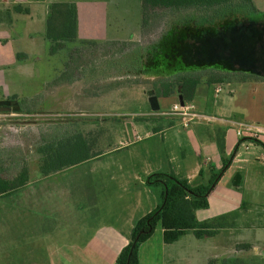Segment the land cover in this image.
<instances>
[{
    "label": "crops",
    "instance_id": "crops-1",
    "mask_svg": "<svg viewBox=\"0 0 264 264\" xmlns=\"http://www.w3.org/2000/svg\"><path fill=\"white\" fill-rule=\"evenodd\" d=\"M19 4L28 13H12L10 21L5 19L2 13ZM76 4L81 40L119 41L107 39L104 30L91 31L90 25H94V28L100 26L102 20L99 18L94 23H91L92 21L88 23L94 16L93 11L86 10L85 3L76 2ZM37 17L39 20L36 19ZM102 19L105 25L106 18L103 16ZM37 21L44 24L46 22V0H20L16 4L7 6L0 0V32H12L15 37L14 42L8 38L0 39V68L15 66L19 62L18 54L23 55L21 59L24 62L30 51H34L33 45L18 49L15 47V42L22 44L33 42L36 34L32 31V27ZM44 33L45 29L43 33L39 32L45 39ZM78 69L79 72L82 71L81 68ZM80 75L82 78L79 76L76 79H64L57 83L61 86L67 84L68 80L80 81V83L89 80L90 87H86L85 91L90 93L91 90L87 89H92V80L85 79L82 72ZM161 77L141 75L131 78L129 76L125 79L122 89L132 88L138 92L137 94L143 92V97L135 98L130 95L118 100L113 92L107 101L108 109L90 115L96 125L102 124L104 118L106 119L105 126H99L91 132H103L106 134L105 137H109V134H118V137L127 138V141L121 146L101 152L100 157L91 159V161L98 160L103 156L113 158L114 162L94 166V171L107 172L102 178L87 182L77 181L76 185H65L62 181L74 167L46 176V183L49 182L46 187L54 189L56 195L62 196L59 194L61 188L67 190V187H75L70 196L72 207L64 209L60 205L51 204L52 202L47 200L50 194H46V228L42 233L46 242L43 256L39 255L35 259L34 250H29V247L33 246L29 244L23 248L11 247L12 253L7 255V246L4 242H0V264H116L120 251L129 243L135 222L162 203L161 187L148 183V178L158 173L174 174L194 187L207 186L213 177L217 176L208 196L209 207L205 210L211 208V198L223 197L224 205L217 208L223 211L213 218L212 215L206 217V219L211 217L207 220L218 218L221 226L213 237L198 239L192 231H187L173 244L164 243L163 229L160 228V238L153 242L154 233L140 245V264H195L189 250L191 246L189 235L201 241L211 239L219 241L220 252L213 258L206 257L204 264H209L211 260L223 259L245 262L247 252L250 250H254L258 255V247L254 243H248L247 239L238 236L244 231L259 230L254 221L248 220L244 223L243 217L264 218V162L262 161L264 133L261 134L260 139L251 138L253 130L251 127L264 128V81H235L214 85L202 82L196 89L194 99L190 102L184 101L186 105L193 104L199 114V117L192 120L189 127L185 128L181 123L182 119L171 111L173 106L179 103V94L155 97L154 90L147 83L159 80ZM139 80L141 82L138 83ZM97 82L98 80L95 81L92 90L102 92L101 86H95ZM112 82L114 83V80H111ZM116 85L112 84L110 90L118 89ZM10 97L11 95H6L5 99ZM92 97L90 99H99V94H93ZM11 103L16 105V102ZM119 118L124 120L121 127L116 124L120 121ZM240 129L244 131L243 137L238 135ZM157 140L160 147L157 143L153 145V141ZM148 141H151L149 145L141 146V143L147 144ZM138 144L141 147L133 150L132 148ZM163 145L165 152L161 149ZM138 162L142 166V175L135 171ZM153 187L156 190H153ZM227 194L229 197H226ZM0 198L11 202V205L4 208L5 217L2 221L4 230L11 225V229H16L17 233L21 229L20 233L26 235L27 240H34L35 222L28 215L25 216L23 207L17 205L25 199L29 205L34 201L14 194ZM112 199L116 200L114 202L116 204H125L126 211L115 213V205L112 207L104 205L112 203ZM54 203L60 202L55 200ZM74 203L77 205L75 206ZM87 205L93 209L98 207L103 209L86 214L83 209ZM33 206H30L31 209ZM68 220L70 222H67ZM20 250L23 251L22 255L19 253ZM153 252L161 253L158 261L153 259Z\"/></svg>",
    "mask_w": 264,
    "mask_h": 264
},
{
    "label": "rangeland",
    "instance_id": "rangeland-1",
    "mask_svg": "<svg viewBox=\"0 0 264 264\" xmlns=\"http://www.w3.org/2000/svg\"><path fill=\"white\" fill-rule=\"evenodd\" d=\"M55 1L58 0H46V16L49 4ZM61 1L85 3L86 10L93 11L94 13V16L88 23L91 21V23H94L98 21L99 18L102 20L100 23L101 25L95 26V28L94 25L91 24V31L94 32L96 29L104 30L108 36L107 39L111 38L122 42L132 39L138 42V44L145 45L144 47L147 48L152 39L157 40L159 36L164 35V40L161 45H159L155 51L152 49L148 51L153 55H157L155 65L147 68L149 69L148 73H151V70L153 73L156 72L155 74H150L151 76H166L171 74L173 70L189 69L187 66L185 67V65H183L181 60L174 58L175 53H177V55H188L189 53L185 45L178 46L174 53L173 47L178 44V37L174 33L179 32L178 35L180 37L185 35L184 30L179 31L178 29H173L176 23L174 17H164L162 20L158 21L157 28H150L146 31V34L143 35L141 32V0ZM254 4L260 12H264V0H254ZM95 6H97V8ZM216 14L221 15L222 13ZM210 15L211 14H209V16ZM103 16L106 18L105 25L103 24ZM182 18H191V15ZM182 18H178L177 20ZM36 19L39 20V17ZM44 29V22L40 23L37 21L32 27V31L36 34L33 42L26 44L15 42V47L18 49H25L30 45L34 47V51H30V55L24 62H22L23 59H20L19 62L11 68H0V164L10 168L13 175L16 173L18 166L21 167L26 165L28 167L30 177L28 185L21 188L18 192H15L14 195L34 201L29 205L25 199L17 205L23 207L25 216L28 215L30 219L35 222L34 240H27V236L20 233L21 229H19L17 233L16 229H11V225H8V229L4 230V227H2V221L5 217L4 208L11 205V202L10 200L7 201L5 198H0V242H4L5 246H7V255L12 253L10 250L11 247L14 249L23 248L29 244L33 246L29 247V250H34L33 252L35 254L33 256L34 258L36 257L35 259H37L39 255L43 256L45 250L46 241L42 233L46 228V194H50L47 196V200L49 202L51 201V204L60 205L66 209V207H72L73 202H71L70 196L75 190V187H67V190L61 188L59 194L62 196H60L55 194L56 192L54 189H48V187H46L49 182L46 183V176H43L39 171L40 156L37 154V148L42 143L43 138L48 139L49 135L59 128L67 132L80 131L82 133H87L97 129L99 126H105L106 119L104 117H102L104 118L102 124L96 125L90 115H94L96 111H100V113H102L101 111H106L108 109L107 101L112 96L113 92L118 100L124 97H130V95L135 98H142L144 94L143 92L137 94L138 92L132 88L122 89V86L126 82L125 79H127V74L118 73L120 69L112 73L114 69L111 62L112 60L104 58L103 55L108 56V54L103 53L105 50H103L102 47L100 48L101 50H96V52L98 51L97 56L102 57L101 60L93 59L92 56H95L96 53L92 55V52L86 49H84L85 51L81 50V52L75 54L74 58L70 59L69 51L77 47V45L73 44H67L65 48L57 53L51 54L50 43L39 34V32L43 33ZM3 38H8L13 42V39H15L12 32H0V39ZM86 41L104 43L106 40L95 39ZM102 45H104V49H107L108 44L106 42ZM248 55H255V53L249 52ZM256 56L258 59L256 66L261 69L264 67V46H262ZM137 59L138 52L134 51L122 58L115 59V61L118 66L130 69L132 66L135 67ZM235 60L239 59H234L233 62H235ZM15 61L17 60L15 59ZM167 62L175 64L173 69L166 67L165 64ZM156 66L161 70L158 72L155 71ZM78 68L82 69L81 72H83V77L85 79L92 80V89L95 81L98 80L95 86H101L102 92H93L90 88L87 90H91V92H86L85 88L90 87L89 80H85L83 83H80V81L75 82V80L70 82L68 80V83L66 82L67 84H61V86H59L60 84L57 83L59 81L58 79L61 77L64 78L65 75L63 74L65 73L71 75L73 71L75 74H73L74 78L72 79H76L79 76L82 78L78 73ZM126 71L129 70L126 69ZM130 76L132 78L140 77V75L133 76L132 74H130ZM111 80H114V83H111ZM117 83L122 84L116 85ZM112 84H115L118 89L111 91L110 87ZM93 94H99V99H90L93 98ZM6 95H11V97L16 96V103L18 106L17 104L15 105L9 102L8 99H5ZM19 107L23 111L22 113L17 112ZM5 108H8L10 111L8 112ZM123 123L124 120L120 119L116 124L121 127ZM105 135L106 134H103V132L96 133L95 136H97V141L92 149L94 152L108 151L111 147L121 146L127 141V138L118 137V134H109V137H105ZM150 142L151 141H148L147 144L141 143V146L149 145ZM155 143L160 147L158 140L156 142L153 141V145H155ZM141 146L138 144L132 149L138 150ZM164 148L165 146L163 145L161 149L164 151ZM126 155L128 154L126 153ZM110 162H114L112 157L103 156L98 160H90L85 164L81 163L76 167L74 166V169L68 173L62 183L65 185H76L79 181L87 182L92 179L102 178L107 172L94 171V166L105 165ZM135 171L137 174L141 173L142 175L143 173L142 166H140L139 162L138 166H135ZM153 190H156V188L153 187ZM226 197H229V195L227 194ZM222 198L223 197H220V199H218L217 197H213L211 198L212 203L209 210L199 209L196 211V216L200 222L202 221L203 223V221L211 218L209 217L206 219L209 215H212L213 218L223 211L217 209L218 206L222 207L224 205V200ZM55 200L60 203H54ZM217 200H220V202H217ZM111 202L110 204L104 205H108V207L115 205V213L126 211L125 204H116L114 203L116 202L114 199H112ZM31 205H34L32 209L30 207ZM74 205L76 206L77 204L74 203ZM102 209L103 207L93 209L90 205H87L83 211L86 214H92L94 211H102ZM215 219L207 220L206 223H209L210 226L213 224L217 226L220 221L219 219ZM248 220L249 222L254 221L259 230L244 231V233H240L238 237L247 239L248 243H254L258 247V255L255 254L254 250H250L247 252L249 256L247 255L244 261L246 264H264V257L261 256L264 255V218H257L256 216H253L252 219H247V217L242 218L244 223H247ZM7 222H9V219H7ZM67 222H70V220ZM160 228L161 225L158 224L154 232L153 242L158 237L160 238ZM28 237H30V234H28ZM189 238L191 240L189 242V245H191L189 246V250L193 255L195 264H204L206 257L213 258L220 252V245L217 240L211 239L201 241L192 237V235H189ZM167 250H169V248ZM19 253L22 255L23 251L20 250ZM153 253V259L158 261L161 258V253ZM166 253L168 254L169 251ZM11 256L14 257L15 255L11 254Z\"/></svg>",
    "mask_w": 264,
    "mask_h": 264
},
{
    "label": "trees",
    "instance_id": "trees-1",
    "mask_svg": "<svg viewBox=\"0 0 264 264\" xmlns=\"http://www.w3.org/2000/svg\"><path fill=\"white\" fill-rule=\"evenodd\" d=\"M220 12L221 15L216 14ZM12 13L26 14L28 11L19 4L2 14L10 21ZM141 15L143 35L148 29L157 28L158 21L164 17H174L176 23L173 29L185 32L182 37L178 35L179 32L174 33L178 37V44L173 47L174 53L178 46L184 45L189 51V56L174 54V58L181 60L183 65L189 68L188 70H173L171 74L163 75L159 80L147 82L154 90L155 97L179 94L184 101L190 102L194 99L196 89L202 82L214 85L235 81H264V67L259 69L256 66L258 60L256 55L264 46V12L257 9L254 0H141ZM187 15H191V18H182ZM178 18L182 19L177 20ZM44 37L51 45V54L57 53L67 44L77 45L69 51L70 59L81 50L85 51L84 49L91 51L92 55L96 53L92 56L94 59L97 57L98 49L102 47L105 50L103 53L108 54V56L103 55L105 59L112 60L114 66L112 73L120 69L118 73H126L127 78L130 74L133 76L150 75L147 68L155 65L157 55L148 51L151 49L155 51L164 40V35L159 36L157 40L152 39L147 48L135 41H109L106 42L107 49H104L102 45L105 42L81 40L76 2L49 4ZM134 51L138 52L135 67L128 69L117 65L115 59ZM249 52L255 55H248ZM22 56L17 55L19 60ZM98 57L97 60L102 59L101 56ZM237 58L239 60L233 62ZM165 65L172 69L175 66L170 62ZM160 70L156 67L155 71ZM150 72L153 73L152 70ZM78 73L80 74L81 71ZM73 74H75L73 71L71 75L65 73L63 74L65 77L58 80L72 79ZM16 100V96L8 98L9 102H16ZM5 109L10 111L8 108ZM17 112L22 113L23 111L19 107ZM95 135L96 133L91 131L87 133L67 132L59 128L52 132L48 139L43 138L37 148V154L40 156V173L43 176H49L100 157L101 152L92 150L97 141ZM11 171L10 168L0 164V197L18 192L29 182V169L26 165L18 166L14 175ZM216 178L217 176H214L207 186L194 187L189 185L188 181L171 173L151 175L148 183L161 187L162 203L135 222L129 243L120 251L116 264H140V245L154 234L158 224L163 229V240L166 244L177 242L187 231H192L198 239L216 235L220 224L210 226L209 223L199 222L196 216L197 210L209 207L208 196ZM209 264L246 263L240 260L223 259L221 261L211 260Z\"/></svg>",
    "mask_w": 264,
    "mask_h": 264
},
{
    "label": "built area",
    "instance_id": "built-area-1",
    "mask_svg": "<svg viewBox=\"0 0 264 264\" xmlns=\"http://www.w3.org/2000/svg\"><path fill=\"white\" fill-rule=\"evenodd\" d=\"M2 3L6 5H11V4H16L20 0H1ZM172 114L175 116H178L179 118L182 119V125L187 128L189 127V124L192 120L196 119L199 117V114L195 110V106L193 104H184V106H181L179 103L175 104L172 108ZM252 134L251 138L252 139H260L261 134L264 133V128H259V127H251ZM243 132L242 129L238 130V135L240 137H243ZM262 161L264 162V157L262 158Z\"/></svg>",
    "mask_w": 264,
    "mask_h": 264
},
{
    "label": "water",
    "instance_id": "water-1",
    "mask_svg": "<svg viewBox=\"0 0 264 264\" xmlns=\"http://www.w3.org/2000/svg\"><path fill=\"white\" fill-rule=\"evenodd\" d=\"M178 100H179V104L181 106H184L185 102H184V99H183V97L181 95H179Z\"/></svg>",
    "mask_w": 264,
    "mask_h": 264
}]
</instances>
